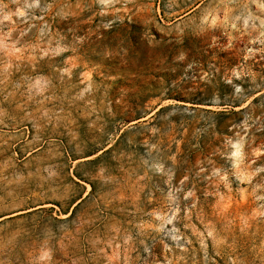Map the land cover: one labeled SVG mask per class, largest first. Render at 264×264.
Instances as JSON below:
<instances>
[{"label": "rangeland", "instance_id": "obj_1", "mask_svg": "<svg viewBox=\"0 0 264 264\" xmlns=\"http://www.w3.org/2000/svg\"><path fill=\"white\" fill-rule=\"evenodd\" d=\"M0 264H264V0H0Z\"/></svg>", "mask_w": 264, "mask_h": 264}]
</instances>
